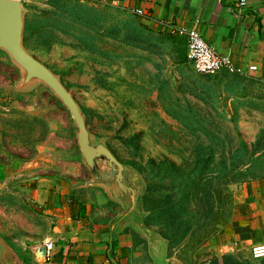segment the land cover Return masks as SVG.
Here are the masks:
<instances>
[{"label": "rangeland", "instance_id": "374dc122", "mask_svg": "<svg viewBox=\"0 0 264 264\" xmlns=\"http://www.w3.org/2000/svg\"><path fill=\"white\" fill-rule=\"evenodd\" d=\"M19 1L23 48L72 95L92 145L104 146L124 166L133 197L124 229L131 237L128 264H200L229 223L203 244L193 234L170 246L163 220L143 205L146 188L155 202L163 196L149 162L186 166L197 147L222 141L225 155L239 143L249 154H263L264 78L198 74L181 37L110 4ZM24 77L0 50V264H48L35 251L53 240L55 224L30 191L62 181L101 196L87 186L91 172L68 111L43 83ZM241 186H231L232 195Z\"/></svg>", "mask_w": 264, "mask_h": 264}, {"label": "crops", "instance_id": "0c3cea01", "mask_svg": "<svg viewBox=\"0 0 264 264\" xmlns=\"http://www.w3.org/2000/svg\"><path fill=\"white\" fill-rule=\"evenodd\" d=\"M87 1L139 11L144 14L139 20L157 32L175 35L172 30H196L242 73L264 78V0ZM179 39L185 44L184 37ZM252 66L255 72L249 71ZM101 172L87 185L98 188L99 197L92 198V189L86 187L88 191L75 192L62 181L30 191L55 224L48 264H128L131 237L124 229L132 201L119 193L105 170ZM257 245H264V179L245 183L233 193L229 224L218 240L209 243L200 264H227L230 259L237 264H264V259L251 258Z\"/></svg>", "mask_w": 264, "mask_h": 264}, {"label": "trees", "instance_id": "16d2710c", "mask_svg": "<svg viewBox=\"0 0 264 264\" xmlns=\"http://www.w3.org/2000/svg\"><path fill=\"white\" fill-rule=\"evenodd\" d=\"M226 147L224 141L199 146L191 164L186 166H177L167 160L149 162L150 168L156 166L158 170V192L163 196L159 203L155 202L152 190L146 188L143 205L146 211L163 220L160 226L170 246L182 244L193 234L196 244H203L230 221L233 210L230 187L264 179V153L249 154L245 144L239 143L225 155ZM216 150L219 152L217 158ZM141 173L145 174L144 169Z\"/></svg>", "mask_w": 264, "mask_h": 264}, {"label": "water", "instance_id": "95a60500", "mask_svg": "<svg viewBox=\"0 0 264 264\" xmlns=\"http://www.w3.org/2000/svg\"><path fill=\"white\" fill-rule=\"evenodd\" d=\"M23 19L19 0H0V50L5 51L11 60L24 71V82L37 80L43 83L68 111L76 128L77 146L91 177L105 170L108 179L117 187L119 193L132 201L131 188L124 181V166L104 146H93L85 120L73 99L59 80L41 63L31 57L22 46ZM131 207V209H132ZM131 211V210H130ZM37 257L46 262V249H37Z\"/></svg>", "mask_w": 264, "mask_h": 264}, {"label": "built area", "instance_id": "2783aa9c", "mask_svg": "<svg viewBox=\"0 0 264 264\" xmlns=\"http://www.w3.org/2000/svg\"><path fill=\"white\" fill-rule=\"evenodd\" d=\"M132 14L139 17L144 16V14L139 11H133ZM172 33L185 38L186 58L193 66L196 73L208 76L216 75L221 71L242 73L233 65L231 59L217 53L215 49L203 39L198 31L193 29H180L172 30ZM256 70L254 66L249 68L250 72H255ZM44 246L46 249V261L49 262L54 247L51 242L46 243ZM251 258L253 260L264 259V245L252 247Z\"/></svg>", "mask_w": 264, "mask_h": 264}]
</instances>
